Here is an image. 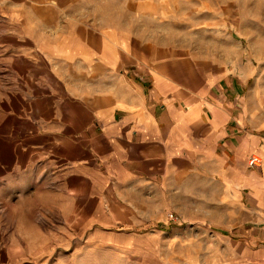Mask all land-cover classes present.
I'll return each mask as SVG.
<instances>
[{"label":"rangeland","instance_id":"rangeland-1","mask_svg":"<svg viewBox=\"0 0 264 264\" xmlns=\"http://www.w3.org/2000/svg\"><path fill=\"white\" fill-rule=\"evenodd\" d=\"M130 84L217 124L218 170L125 169ZM0 136V264H264L226 252L263 214L264 0H0Z\"/></svg>","mask_w":264,"mask_h":264},{"label":"crops","instance_id":"crops-1","mask_svg":"<svg viewBox=\"0 0 264 264\" xmlns=\"http://www.w3.org/2000/svg\"><path fill=\"white\" fill-rule=\"evenodd\" d=\"M119 94L121 96L125 94L127 99L122 100L121 96L117 98L113 102L110 112H113L114 115V111L123 108L129 113L120 122L114 123L110 120L108 125L105 124L103 137L105 141H119L121 143L116 144V146L120 147L121 165L125 169H127L128 164L147 163V166H153L151 172H168L173 165H177L172 168L174 171L184 174L193 172L198 179L205 178L208 172L213 174L218 170L223 160L217 153V124L211 125L209 122L210 130L212 129L215 138L212 144L207 147L204 139L206 130H202L201 114H185L179 109L170 107L163 110L158 116L160 118H158L156 106H151V103L147 102L145 92L143 95L137 85L130 84L127 90L121 88ZM107 112L109 113V109ZM165 120L168 122L163 123ZM229 120L228 118L227 123ZM227 123L224 124L225 129L228 126ZM175 124L182 125L183 129L175 127ZM140 157H145L147 160ZM155 157L159 158L155 159ZM191 157L194 159L193 162ZM190 162L193 167L186 165ZM250 164H247V169ZM227 173H232V166L227 170ZM260 207L262 216L258 217L256 222H252L249 218L246 219L243 224L248 226L243 225L244 227L240 231V244L234 246L235 243L233 244V242L231 244L226 243V252L235 253L242 259L245 257L248 261L250 259L258 262L264 260V204L261 203ZM221 247L220 244L217 250H220ZM240 252H242L241 255Z\"/></svg>","mask_w":264,"mask_h":264},{"label":"bare ground","instance_id":"bare-ground-1","mask_svg":"<svg viewBox=\"0 0 264 264\" xmlns=\"http://www.w3.org/2000/svg\"><path fill=\"white\" fill-rule=\"evenodd\" d=\"M8 142L9 141H8V139H6V137L0 136V158L3 161L9 159V157L13 156L16 152H18L17 148H15L12 143H11V145H8ZM15 142H16V140L14 141V143ZM1 170H3V169L0 167V171ZM40 178H42V177H40ZM42 183H43V186L48 187V188L52 185L50 180H46L45 182L42 181ZM35 184L36 185H41L40 184V180H35ZM39 187L37 186V189ZM7 212H8V210H7ZM36 217H37V219H40V220H41V218H44L42 212L41 213H37Z\"/></svg>","mask_w":264,"mask_h":264},{"label":"built area","instance_id":"built-area-1","mask_svg":"<svg viewBox=\"0 0 264 264\" xmlns=\"http://www.w3.org/2000/svg\"><path fill=\"white\" fill-rule=\"evenodd\" d=\"M256 160H257V158L253 157L251 159V162L256 163ZM167 216H168L167 218H169L170 220H174L176 218V216L174 215L173 212H169Z\"/></svg>","mask_w":264,"mask_h":264}]
</instances>
